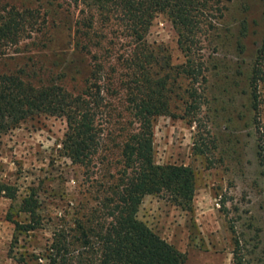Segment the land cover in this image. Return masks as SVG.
<instances>
[{"label":"rangeland","instance_id":"374dc122","mask_svg":"<svg viewBox=\"0 0 264 264\" xmlns=\"http://www.w3.org/2000/svg\"><path fill=\"white\" fill-rule=\"evenodd\" d=\"M0 6L37 14L30 34L7 49L3 58H9L10 64L0 65V71L38 60L55 65V72L64 67L69 81L73 78L80 88L92 59L78 51L75 29L77 19L89 8L81 0H0ZM202 19L204 31L193 46V59L203 66L193 83L198 107L187 114L193 101L189 92H182L191 79L182 75L181 93L171 101L177 117L160 116L154 124L156 162L190 166L196 181L194 199L190 208H184L150 193L140 205L139 217L188 256L198 248L217 253L210 254L218 259L208 264H234L235 234L244 263L264 264V149L260 156L258 148L259 140L264 145V80L256 92L257 107L247 86L264 35V0H212ZM111 29L119 35L109 56L103 57L106 69L116 63L126 42L116 23L106 31ZM147 39L153 46L163 45L173 65L188 62L166 15L156 16ZM112 102L119 105L118 98ZM97 122L105 134L116 129L115 116ZM67 128L64 117L41 116L0 135V181L18 189L16 199L0 196V264H52L48 247L55 231L72 223L80 201L97 202L94 178L104 172L102 164L88 179L83 168L63 156ZM117 136L120 141L122 136ZM34 187L39 189L43 224L16 239L8 214L18 212L21 199ZM15 217L25 221L28 214Z\"/></svg>","mask_w":264,"mask_h":264},{"label":"trees","instance_id":"16d2710c","mask_svg":"<svg viewBox=\"0 0 264 264\" xmlns=\"http://www.w3.org/2000/svg\"><path fill=\"white\" fill-rule=\"evenodd\" d=\"M81 1L89 12L83 10L76 21V47L92 61L80 88L72 83L73 78L69 81L64 67L57 65L60 70L55 72V65L38 60L0 71V135L33 118L64 117L68 128L62 140L63 156L83 168L88 179L98 163L104 170L98 178L94 176L97 202L80 201L74 207L72 223L55 231L48 256L52 264H186L188 253L141 219L139 210L150 193L168 197L184 208L193 202L194 170L184 164L156 162L154 124L160 116L177 117L171 101L181 93L178 80L182 75L191 79L182 92H189L193 101L187 114L198 107L199 94L193 83L203 73V66L195 63L193 46L204 31L202 17L212 0ZM159 14L166 15L175 27L187 63L173 65L163 45L149 43L147 35ZM35 18L33 11L0 6V65L10 64L3 56L30 34ZM114 23L126 42L116 63L106 69L103 57L109 56L119 35L106 28ZM263 80L264 35L247 77L256 107V92ZM116 98L118 106L112 102ZM112 116L116 129L105 134L97 121ZM117 134L122 136L120 141ZM258 148L261 156L264 145L260 140ZM38 191L32 188L15 213L28 214L27 220L16 219L12 211L8 214L15 224L16 239L43 224ZM17 193V186L0 181V196L16 199ZM234 243V264H245L236 234Z\"/></svg>","mask_w":264,"mask_h":264},{"label":"crops","instance_id":"0c3cea01","mask_svg":"<svg viewBox=\"0 0 264 264\" xmlns=\"http://www.w3.org/2000/svg\"><path fill=\"white\" fill-rule=\"evenodd\" d=\"M168 240L170 242L175 243L170 238H168ZM178 248L181 249V247H178ZM193 250H194V253H191L189 251L190 253H189L188 261H187L186 264H208L210 260H212V259H214V260L218 259L217 256H214L215 254H217L215 252H213L214 253L213 256H210V254H213L212 251L210 252L208 250H203L201 248L193 249ZM183 251H186V250H183ZM191 262H193V263H191Z\"/></svg>","mask_w":264,"mask_h":264}]
</instances>
